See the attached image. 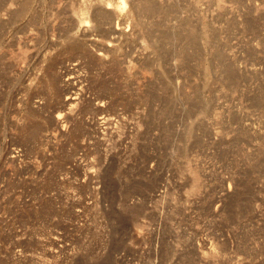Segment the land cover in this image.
<instances>
[{
  "label": "rangeland",
  "instance_id": "rangeland-1",
  "mask_svg": "<svg viewBox=\"0 0 264 264\" xmlns=\"http://www.w3.org/2000/svg\"><path fill=\"white\" fill-rule=\"evenodd\" d=\"M10 1L0 264H264V0Z\"/></svg>",
  "mask_w": 264,
  "mask_h": 264
},
{
  "label": "bare ground",
  "instance_id": "bare-ground-1",
  "mask_svg": "<svg viewBox=\"0 0 264 264\" xmlns=\"http://www.w3.org/2000/svg\"><path fill=\"white\" fill-rule=\"evenodd\" d=\"M8 1H9V0H7L6 2H3V3H0V15H1V13H2L3 11L6 12V13L9 11V10H8L9 7H8L7 4H6ZM13 1H14V0H13ZM13 1H12V2H13ZM84 1L86 2V0H84ZM87 1H88V0H87ZM106 1H107V0H91V2H94V3H95V6H96V4H98V7H97V8H95L94 6L89 5V6L93 7V9H94V11H93V12H94V13H93V16H94L99 22H103V21L106 20V15L103 14V12H104V8H103L102 4L105 3L104 5H106V3H109L110 0H108L107 2H106ZM10 2H11V1H10ZM12 2H11V4L13 5ZM116 2L118 3V1H116ZM88 3L90 4V1H88ZM94 3H91V4L94 5ZM111 3H112V2L110 1V5H111L110 8H109V6H107L106 8L112 10L113 13H114V12H115V13H116V12L118 13V12H120V11H124V9H127V8H126L127 5H126V1H125V0H121L120 3H119L118 5H117V3H115V2L113 1V4H114V3L116 4L115 7H116V10H117V11H113V8H115V7L112 8V4H111ZM11 4H10V5H11ZM84 4H86V3H84ZM107 5H109V4H107ZM89 6H88V7H89ZM113 6H114V5H113ZM26 7H27V6H26ZM104 7H105V6H104ZM111 8H112V9H111ZM134 8H135V5H134V4H131V6H130V8H129L130 12L134 13V11H135ZM136 8H137V7H136ZM90 9H91V8H90ZM143 9H144L143 12H147V13L152 12V9H150L149 7H144ZM22 11H23V10H22ZM91 12H92V9H91ZM112 12H111V13H112ZM107 13H109V12H107ZM21 14H22V13H21ZM84 14H85V13H84ZM7 15H8V14H7ZM113 15H114V14H113ZM117 15H118V14H117ZM127 15H128V14H127ZM4 16H5V14H4ZM88 16H89V14H88ZM110 16H111V15H110ZM115 16H116V15H115ZM83 17H86V14L83 15ZM118 17H119V16H118ZM121 17H122V16H121ZM110 18H111V17H110ZM115 18H116V17H115ZM80 19H81V20H80ZM80 19L78 20V21H80V24H79L80 27L77 25V26L79 27V28H77V29H78V31L81 33V35L83 36V38H84V39H87V38H86V37H87V36H86V31H88L87 29H90V30L92 29V30H94V31H95V29L92 28V27H91V28H90V27H89V28L86 27L87 22H86V19H85V18L83 19V18L80 17ZM88 20H89V17H88ZM88 22H90V20H89ZM91 22H92V21H91ZM91 22H90V23H91ZM92 23H94V22H92ZM114 23L116 24V22H114ZM94 24H95V23H94ZM118 24H119V23H117V25H118ZM134 24H135V22H134ZM83 25H84L87 29H86ZM96 25H97V24H96ZM81 26H83V28H85V29L81 28ZM88 26H89V25H88ZM92 26H93V24H92ZM113 26H114V25H113ZM94 27H95V26H94ZM101 27H103V26H101ZM106 27H108V26H106ZM115 27H116V26H115ZM115 27H114V28H115ZM117 27H118V26H117ZM117 27H116V28H117ZM120 27H123V26L120 25ZM99 28H100V27H99ZM99 28H97V29H99ZM116 28H115V29H116ZM107 29H109V28H107ZM103 30H104V29H103ZM112 30H113V29H112ZM124 30H125V29H124ZM76 31H77V30H76ZM97 31H98V30H97ZM100 31H101V30H100ZM91 32H92V31H91ZM108 32H109V31H108ZM110 32L113 33V31H110ZM114 33H115V32H114ZM114 33H113V34H114ZM116 33H117V35L119 34L118 37H117L116 39H115L114 37H113V38L116 40L115 42H118V41L121 40L120 36H123V35H124V32L122 31L121 28L118 27V28L116 29ZM96 34H97V33H96ZM110 34H111V33H110ZM76 35H77V34H76ZM92 35H93V34H92ZM92 35H91V37H92ZM94 36H95V35H94ZM100 36H101V35H100ZM114 36H115V35H114ZM95 37L97 38V36H95ZM95 37H94V38H95ZM101 37H102V36H101ZM105 37H106V36H105ZM127 37H128V36H127ZM92 38H93V37H92ZM92 38H91V39H92ZM98 38H99V37H98ZM106 38H107V37H106ZM111 38H112V37H111ZM119 38H120V39H119ZM89 39H90V38H89ZM102 39H103V38H101V40H102ZM107 39H109V38H107ZM123 39H124V37H123ZM123 39H122V40H123ZM80 40H81V39H80ZM98 40H99V39H98ZM101 40H100V41H101ZM103 40H104V39H103ZM27 41H28V40H27ZM81 41H82V40H81ZM96 41H97V40H96ZM96 41H95V42H96ZM100 41H97V43H98V42L100 43ZM108 41H111V40H108ZM108 41H107V42H108ZM83 42H85V41H83ZM104 42H105V41H104ZM104 42H103V43H104ZM107 42H106V43H107ZM112 42H113L112 45H111V43H110V49H115V48H117V45H115V42H114L113 40H112ZM32 43H33V42H32ZM101 43H102V41H101ZM103 43H102V44H103ZM118 43H119V42H118ZM30 44H31V43H30ZM93 44H94V43H93ZM95 44H96V43H95ZM29 46H30V45H29ZM92 46H93V45H92ZM99 46H100V45H99ZM25 47H26V46H24V48H25ZM32 47H34V46H32ZM32 47H31V48H32ZM77 47H78V46H77ZM100 47H101V46H100ZM118 47H119V46H118ZM27 48H28V47H27ZM75 48H76V47H75ZM79 48H80V47H79ZM79 48H78V49H79ZM21 49H22V48H21ZM76 49H77V48H76ZM119 49H120V47H119ZM73 50H75V49H73ZM100 50H102V49L100 48ZM76 51H77V50H76ZM114 51H115V50H114ZM114 51H113V52H114ZM116 51H117V49H116ZM99 52H100V51H99ZM103 52H104V50H103ZM75 53H77V52H75ZM106 54H107V52H106ZM78 55L81 57V59L84 58L85 61H86V49L79 51ZM99 55H101V54H99ZM110 55H111V54H110ZM73 56H74V55H73ZM89 56H90V55H89ZM89 56H88V57H89ZM103 56H105V55H103ZM76 57H77L78 59L80 58V57H78V56H76ZM76 57H75V58H76ZM105 57H106V58H105ZM105 57H103V58L108 59L109 56L107 57V55H106ZM49 58H52V57H49ZM100 58H101V57H100ZM100 58H99V59H100ZM81 59H80V60H81ZM101 59H102V58H101ZM45 60H46V59H45ZM73 60H74V59H73ZM80 60H79V61H80ZM85 61H84V62H85ZM102 61H103V60H102ZM105 61H106V60H105ZM84 62L82 61V63H84ZM46 63H48V62H46ZM85 63H86V62H85ZM128 63H129V62H128ZM48 64H49V63H48ZM51 64H52V61H51ZM53 64H54V63H53ZM55 64H56V62H55ZM130 65H131V64H130ZM54 66H55V65H54ZM48 67H51V66H48ZM44 68H45V66H44ZM46 68H47V67H46ZM42 70H43V71H46L47 69H46V70H45V69H42ZM42 70H41V71H42ZM49 71H50V70H49ZM51 71H53V70H51ZM51 71H50V72H51ZM46 73H47V72H46ZM53 73H54V72H53ZM53 73H52V75H53ZM39 74H41V72H40ZM44 74H45V73H44ZM48 74H49V73H48ZM54 74H55V73H54ZM50 75H51V74H50ZM56 75H57V74H56ZM37 76H38V75H37ZM41 76H43V75H41ZM58 76H59V75H58ZM38 77H40V76H38ZM47 78H48V77H47ZM56 78H58V77L50 76V78H48L49 80H48V82H47L48 85H47V84H46V85L48 86V90L50 89V91L52 92L53 96H57V97H58V91H57V87H56V84H57L58 82H57V79H56ZM37 80H38V79H37ZM38 81H40V79H39ZM45 81H46V80H45ZM102 85H104V84H102ZM102 85H101V86H102ZM105 85H106V84H105ZM44 87H45V86H44ZM46 89H47V87H46ZM106 89H108V88H106ZM109 89H110V88H109ZM109 89H108V91H109ZM38 92H39V91H38ZM44 92H46V91H44ZM102 92H103V91H102ZM105 92H107V91H105ZM41 93H42V92H41ZM107 93L110 94V92H107ZM46 94H48V93H45V95H46ZM103 94H104V93H103ZM39 95H40V93H39ZM42 95H43V94H42ZM43 96H44V95H43ZM53 96H52V97H53ZM104 96H105V95H104ZM104 96H103V97H104ZM36 97H37V96H36ZM52 97H49V98H52ZM37 98H39V97H37ZM42 98H44V97H42ZM46 98H47V96H46ZM49 98H48V99H49ZM53 98H54V97H53ZM28 99H29V97L27 98V100H28ZM40 99H41V97H40ZM54 99H56V97H55ZM78 99H79V98H74L73 101H68V102H67V104L70 105V108H73V109H70V110H73V112L75 111L74 108L76 107V109H77V107H78V106H76V105H78V104H77V103H74V101H75V100H78ZM42 100H44V99H42ZM29 101H30V100H29ZM44 106H45V105H44ZM85 107H86V105H85ZM33 109H34V108H33ZM29 110H30V109H29ZM29 110H28V111H29ZM35 110H36V109H35ZM36 111H37V110H36ZM84 111H85V110H84ZM31 113H33V112H31ZM28 114H30V113H28ZM28 114H27V116H28ZM76 114H77V113H76ZM33 115H35V114H33ZM30 116H31V114H30ZM30 116H28V117L30 118ZM36 116H37V114H36ZM62 116H63V115H61V113H60V114L57 116V119L61 121V118L64 119V116H63V117H62ZM33 117H34V116H33ZM35 122H36V121H35ZM39 123H40V125H41V122H39ZM59 123H60V122H59ZM36 124H37V122H36ZM41 126H42V125H41ZM31 127H33V126H31ZM32 129H33V130H31V132H28L29 135H26V136H29L30 138H34L35 136L37 137V133H38V130H39V124L35 125ZM40 130H41V129H40ZM29 140H30V139H29ZM33 140H34V139H33ZM195 173H196V172L194 171L193 174H195ZM194 176H195V178H194L195 181H193V182H195V184H193V186H194L193 189H195V186L197 185V183H198V179H199V177H198L197 175H194ZM196 191H197V190H196Z\"/></svg>",
  "mask_w": 264,
  "mask_h": 264
}]
</instances>
